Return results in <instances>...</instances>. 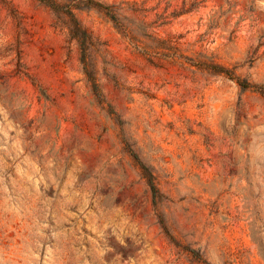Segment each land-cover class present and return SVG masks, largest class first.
I'll return each mask as SVG.
<instances>
[{"label":"rangeland","instance_id":"1","mask_svg":"<svg viewBox=\"0 0 264 264\" xmlns=\"http://www.w3.org/2000/svg\"><path fill=\"white\" fill-rule=\"evenodd\" d=\"M0 264H264V0H0Z\"/></svg>","mask_w":264,"mask_h":264},{"label":"trees","instance_id":"2","mask_svg":"<svg viewBox=\"0 0 264 264\" xmlns=\"http://www.w3.org/2000/svg\"><path fill=\"white\" fill-rule=\"evenodd\" d=\"M200 67H204V68H207V69H210L212 71H214L215 73H221V74H225L229 77L232 76V73L226 69L225 67H222L220 65H216V64H200L199 65ZM148 182L151 186V189L156 192V188H155V185H154V178L152 175H148Z\"/></svg>","mask_w":264,"mask_h":264}]
</instances>
